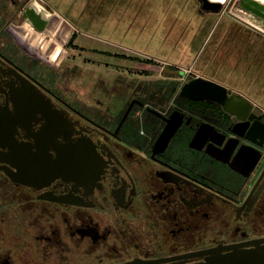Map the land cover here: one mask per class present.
Wrapping results in <instances>:
<instances>
[{"label":"flooded vegetation","instance_id":"obj_1","mask_svg":"<svg viewBox=\"0 0 264 264\" xmlns=\"http://www.w3.org/2000/svg\"><path fill=\"white\" fill-rule=\"evenodd\" d=\"M4 24L0 264H264L262 105L220 83L224 102L180 96L199 75L157 64L70 96L61 60Z\"/></svg>","mask_w":264,"mask_h":264},{"label":"rangeland","instance_id":"obj_2","mask_svg":"<svg viewBox=\"0 0 264 264\" xmlns=\"http://www.w3.org/2000/svg\"><path fill=\"white\" fill-rule=\"evenodd\" d=\"M12 1L0 0V21L51 63L61 60L57 87L67 95L81 96L95 75L158 78L156 71L141 68L157 64L183 70L181 83L198 74L264 107V26L245 22L236 10L240 0H225L216 10L202 8L200 0ZM32 1L52 17L44 32L20 20Z\"/></svg>","mask_w":264,"mask_h":264},{"label":"water","instance_id":"obj_3","mask_svg":"<svg viewBox=\"0 0 264 264\" xmlns=\"http://www.w3.org/2000/svg\"><path fill=\"white\" fill-rule=\"evenodd\" d=\"M202 8L205 9H218L221 8V2H214L212 0H201ZM239 7L251 13L253 16L264 21V4L257 0H240ZM22 17L25 22L29 23L32 27L43 31L49 22V16L43 11H39L33 4H28L22 11ZM182 72V71H181ZM180 72V73H181ZM180 96L191 97H210L220 102L225 101V88L218 83L204 79L202 77H195L188 82L184 83L180 90ZM171 131L169 130L165 138H168ZM233 254V255H232ZM231 256L222 264H259L253 259L252 255H239L238 251L232 253ZM124 264H140L136 261L127 262Z\"/></svg>","mask_w":264,"mask_h":264},{"label":"bare ground","instance_id":"obj_4","mask_svg":"<svg viewBox=\"0 0 264 264\" xmlns=\"http://www.w3.org/2000/svg\"><path fill=\"white\" fill-rule=\"evenodd\" d=\"M212 1H214V2H224V0H212ZM258 2H261V3H263L264 4V0H257ZM42 10V9H41ZM236 10H238V12L239 13H241L243 16H244V18L246 19V20H248L249 22H252V23H254V24H256L257 26H259V27H261V28H263L262 26H264V21H262V20H260V19H258L257 17H255V16H253L251 13H249V12H247V11H244V10H242V9H236ZM43 11V10H42ZM45 12V11H44ZM46 13V12H45ZM47 14V13H46ZM50 16H52L53 14H49ZM52 18V17H51ZM50 18V19H51ZM27 23V22H26ZM28 25H29V23H27ZM31 26V25H30ZM32 27V26H31ZM45 30V29H44ZM43 30V31H44Z\"/></svg>","mask_w":264,"mask_h":264},{"label":"built area","instance_id":"obj_5","mask_svg":"<svg viewBox=\"0 0 264 264\" xmlns=\"http://www.w3.org/2000/svg\"><path fill=\"white\" fill-rule=\"evenodd\" d=\"M225 1V0H224ZM223 3V2H222ZM243 19V18H242ZM243 20H245V19H243ZM245 22H247L248 24H251L252 26H254V27H256V28H258L259 30H261V27H259V26H257L256 24H254V23H252V22H249L248 20H245ZM255 28V29H256ZM263 33H264V29L263 30H261Z\"/></svg>","mask_w":264,"mask_h":264},{"label":"trees","instance_id":"obj_6","mask_svg":"<svg viewBox=\"0 0 264 264\" xmlns=\"http://www.w3.org/2000/svg\"><path fill=\"white\" fill-rule=\"evenodd\" d=\"M200 1H201V0H200ZM72 35H73V33H72ZM70 38H71V37H70ZM68 41H69V40H68ZM67 43H68V42H67ZM145 61H146V62H149V61H151V60H149V59H146Z\"/></svg>","mask_w":264,"mask_h":264},{"label":"crops","instance_id":"obj_7","mask_svg":"<svg viewBox=\"0 0 264 264\" xmlns=\"http://www.w3.org/2000/svg\"><path fill=\"white\" fill-rule=\"evenodd\" d=\"M60 17V16H59ZM264 35V33H262Z\"/></svg>","mask_w":264,"mask_h":264}]
</instances>
